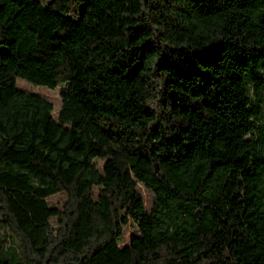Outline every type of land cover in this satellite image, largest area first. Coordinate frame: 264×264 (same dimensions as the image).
Returning a JSON list of instances; mask_svg holds the SVG:
<instances>
[{
    "label": "trees",
    "instance_id": "obj_1",
    "mask_svg": "<svg viewBox=\"0 0 264 264\" xmlns=\"http://www.w3.org/2000/svg\"><path fill=\"white\" fill-rule=\"evenodd\" d=\"M263 97L264 0H0V264H264Z\"/></svg>",
    "mask_w": 264,
    "mask_h": 264
},
{
    "label": "rangeland",
    "instance_id": "obj_2",
    "mask_svg": "<svg viewBox=\"0 0 264 264\" xmlns=\"http://www.w3.org/2000/svg\"><path fill=\"white\" fill-rule=\"evenodd\" d=\"M125 1L128 6H133L137 2V0H125ZM15 85L17 88L25 92L35 93L49 100L51 103V114L53 117L56 116L57 110L60 105V100H61L60 91L64 88L63 83L58 84L53 88H49L44 85H34L26 80L15 77ZM261 108L262 110H264V97L261 103ZM93 161L99 167L101 165L102 159L93 158ZM95 188L96 187L93 188V195L95 192ZM136 189L141 195L143 206L145 207V209H148L150 206L151 198H152V194L150 190L138 182L136 183ZM63 199H64L63 192H56L46 197L47 202L50 205H55V206H60ZM53 220H54L53 217L50 218V221L53 222ZM136 232L137 230H136L135 223L130 220L127 221V223L122 226V231L119 237V244L122 245L126 243L128 241L129 236Z\"/></svg>",
    "mask_w": 264,
    "mask_h": 264
}]
</instances>
